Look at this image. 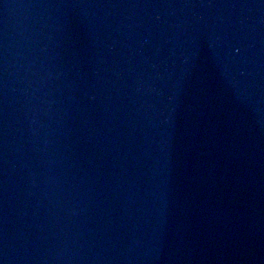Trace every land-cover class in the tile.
Listing matches in <instances>:
<instances>
[{
    "label": "water",
    "instance_id": "1",
    "mask_svg": "<svg viewBox=\"0 0 264 264\" xmlns=\"http://www.w3.org/2000/svg\"><path fill=\"white\" fill-rule=\"evenodd\" d=\"M0 264H264V0H0Z\"/></svg>",
    "mask_w": 264,
    "mask_h": 264
}]
</instances>
